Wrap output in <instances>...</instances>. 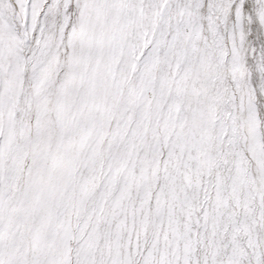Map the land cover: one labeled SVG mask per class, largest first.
<instances>
[{
	"label": "snow or ice",
	"instance_id": "snow-or-ice-1",
	"mask_svg": "<svg viewBox=\"0 0 264 264\" xmlns=\"http://www.w3.org/2000/svg\"><path fill=\"white\" fill-rule=\"evenodd\" d=\"M0 264H264V0H0Z\"/></svg>",
	"mask_w": 264,
	"mask_h": 264
}]
</instances>
